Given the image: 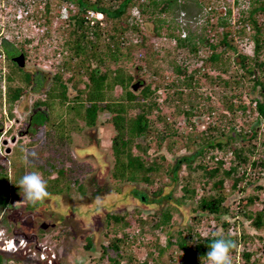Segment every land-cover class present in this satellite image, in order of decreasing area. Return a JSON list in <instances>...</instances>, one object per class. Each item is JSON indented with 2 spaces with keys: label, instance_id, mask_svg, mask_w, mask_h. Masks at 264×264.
<instances>
[{
  "label": "trees",
  "instance_id": "16d2710c",
  "mask_svg": "<svg viewBox=\"0 0 264 264\" xmlns=\"http://www.w3.org/2000/svg\"><path fill=\"white\" fill-rule=\"evenodd\" d=\"M193 1L198 9L204 4L209 6V13L216 19L212 24L216 38L196 34L188 27L181 35L182 27L175 21L174 13L184 6L182 0H46L44 25L51 22L52 2L57 6L74 5L76 11L57 29L66 31L62 45L69 51V58L77 62L73 66L70 61H63L62 68L51 75L19 66L15 68L16 63L10 60L15 67L5 75L0 74V121L2 111L7 118L14 117L15 103L27 89L44 93L43 98L34 102V110L29 116L28 134L31 139L28 145L33 147L24 151L25 146L17 145L8 155L3 154L0 148V210L15 202L26 209L36 207L38 201L33 203L23 199L22 190L18 187L19 179L28 172H36L46 181L48 193L60 194L75 184L83 194L81 177L88 172L90 165L72 154V132L80 133L83 126L93 128L100 121L101 125L111 128L110 155L113 163L108 178L114 183L117 196H122L119 200L130 198V202L153 206L156 210L154 214L136 219L140 235L159 230L165 233L166 244L155 245L158 254L174 246L175 250L182 252L181 264H204L212 233H217L236 242L231 252L233 264H239L240 260L241 264H264V206L254 212L249 208L259 199L258 195L247 196L240 210L225 204L227 180L230 191L242 190L238 184L242 179L247 178L248 183L258 179L249 172H254L257 165L264 169V161L250 160L249 153L242 151L245 142L240 143L256 138L257 129L244 130L242 127L237 130L235 124L236 115L264 121V26L258 20L260 15H264V0H249L250 8L241 10L243 17L239 20L242 23L239 35L244 34L246 26L254 30L251 56L237 52L231 36L230 8L218 12L213 10L212 2ZM237 1L233 0V3ZM88 10L101 13L102 19L90 22L86 17ZM146 16L154 19L156 36L164 33L166 39L175 42V49L190 54V59L199 66L187 70V66L169 60L168 63L173 65L171 81L167 80L168 75L164 71L153 68V60L149 59L156 58L158 52L150 50L147 38L141 33V19ZM1 29L3 36L14 34L9 21ZM205 29L201 26V30ZM130 33L135 35L130 36ZM43 35H48V31ZM3 36L0 46L5 58L10 59L14 55L11 49L15 48L16 38L5 40ZM202 45L209 47L205 56L200 49ZM135 49L141 51V57L134 58ZM228 51L238 57L231 60L235 68L230 67L229 57L223 59V54ZM164 53L169 55L168 50ZM133 59L140 65L144 63L146 71L156 75L153 86V81L142 84L144 80L138 77V71L132 73L128 70L127 63ZM210 68L219 71L218 74L210 75ZM63 70L73 72L64 76ZM69 82L76 89L73 96H70ZM135 82L141 85L139 91L131 89ZM243 82L247 83L248 93L239 90ZM205 83L210 84L211 89L221 85L230 90L229 93H218L217 98L231 117L223 120L225 116L222 115L219 124H209L204 131L192 134L196 124L192 117L201 111L210 115L217 111L209 103L208 93L199 92ZM116 87L121 92L115 96ZM160 89L166 93L162 102L158 101L156 94ZM246 97L251 104L244 103ZM180 117H184V125L189 126L187 133L179 131ZM237 143L240 145H233ZM213 150L232 154L228 168L223 167L224 157L217 158ZM30 152H35L36 156L26 160L25 155ZM241 167L242 171L236 175ZM182 169L184 174L179 173ZM178 183L180 195L175 196ZM166 187L167 192H164ZM255 188L258 190L262 186L256 185ZM181 211L185 215L192 214L185 227L173 223L174 214ZM133 213L139 215L140 211ZM107 215L114 223V235L130 225L131 220L125 213ZM238 215L249 220L252 233L244 223L235 219ZM207 218L212 219V225ZM227 218H234L233 222ZM202 221L208 226L203 235L199 230ZM230 230L234 233L230 234ZM121 235L111 244L102 245L99 263L104 260L106 264L120 263L119 258L123 256L119 253V244L128 237L123 232ZM130 242H138V235H134ZM91 244L87 238L86 247ZM110 248L115 251V256L110 255ZM147 255L143 264L149 258L154 260L153 264H159L151 252L148 251Z\"/></svg>",
  "mask_w": 264,
  "mask_h": 264
},
{
  "label": "rangeland",
  "instance_id": "374dc122",
  "mask_svg": "<svg viewBox=\"0 0 264 264\" xmlns=\"http://www.w3.org/2000/svg\"><path fill=\"white\" fill-rule=\"evenodd\" d=\"M182 2L185 3L184 6L174 13L175 21L182 27L181 35L186 33L184 28L188 27L190 30L195 31L196 34H204L210 39L216 38V33L214 29H212V24L215 23L216 19L209 13V6L204 4L198 9L193 0H182ZM205 2H212L213 10L218 12L219 10L224 11L226 8H230V25L233 30L231 36L234 38L237 52L251 56L250 41L254 30L246 26L243 35L240 36L238 33V30L242 26L241 21H239L241 17H243L241 10L250 8L249 0H238L237 3H233V0H205ZM54 3L55 2L51 3V22L47 23L45 26L42 25L43 31H40L41 28H39L38 31L30 26L29 29L27 28L28 30L26 32H23V34L16 39L13 45L15 48L12 47L11 49L12 54H16L19 51L24 54V68L26 70H31L33 72L44 71L52 75L55 71L62 68L61 64L63 61L68 60L73 66L77 62L76 59L69 58V55H67L69 51L62 45L66 37V31L57 29L67 21L63 17H56L59 8L63 6V4L57 6V4ZM73 11H76L75 7H73L71 12ZM133 14H135V12H132V15ZM164 16L165 15L162 14V17ZM258 20L264 26V15H260ZM154 25L155 21L151 17L146 16L141 19V33L147 38V44L151 46L150 50L158 52L156 58L149 59V61L153 60V68H159L161 71H164V73L169 76H167V80L171 81L173 74L170 75V72L173 65L168 63L169 60L176 61L182 66H187V70H192L199 66L193 59H190L192 57L190 54H186L180 49H175V42L166 39L164 33L160 36H156L153 31ZM201 26H205L206 29L204 31L201 30ZM46 31H48V35H43ZM2 33L3 29L0 28V43L2 41ZM6 35L8 40L14 37V34ZM134 35L135 33H130V36ZM25 39H29V41H25ZM200 49L203 56H205V54L208 53L209 47L202 45ZM165 50L169 51V55L164 53ZM133 54L134 58L142 56L141 51L137 49L133 50ZM225 57H229V61L233 58H236V60L238 59V57H235L234 53L229 51L223 54V59ZM143 64L140 65V62L133 59L127 63V68L132 73L138 71V77L144 80L142 84L153 81V86L156 75L152 74L150 71H146ZM234 64L235 63L231 61L230 67L235 68ZM13 66L10 59L5 58L0 46V74L5 75ZM15 68H18V66ZM137 68L139 69L136 70ZM208 71L212 76L217 75L219 72L212 68L208 69ZM71 72H73V70H63L64 76H68ZM84 77L86 78V76ZM202 81L204 82V79H202ZM68 86L71 92L70 96H73V94L76 93V89L70 82ZM209 87H211L210 84L205 83L199 88V92L208 93L211 99L209 103H211V106L216 107L217 111H214L213 115L201 111V114L192 117L191 120H195L196 122L193 131H191L192 134H198L200 131H204L209 124H219L222 115L225 116L223 120L231 117V115L223 109L222 103L217 98L218 93H229L230 90L221 87V85H216L212 89ZM140 88L141 85H138L136 91H139ZM247 88V83L243 82L239 90L248 93L250 90ZM29 90L30 89H27L23 96L15 103L13 110L14 117L12 119L7 118L5 111H2L3 116L0 121V131L2 133L0 136V148L5 155L10 154L12 149L17 145L25 146L24 151L33 147H29L28 145L31 139L30 134H28L29 116L34 110V102L43 98L44 93L31 92ZM120 92V88L116 87L114 92L115 96L119 95ZM156 94L158 95L159 102H162L166 95L165 91L162 89L156 91ZM200 101L199 103H201ZM202 103L207 106L206 101ZM244 103L248 105L251 104L248 97L245 98ZM251 118L252 117H239L236 115V129L240 130L242 127L244 130L253 127L257 129L258 133L256 138L241 141L240 143L243 144L245 142L242 151L244 153H249L250 160L261 162L264 161V146L262 145L264 142V121L257 122L255 119L251 120ZM100 119L102 120V117H100ZM178 121L180 122L179 131L187 133L189 126L184 125V117H180ZM157 126L160 127L161 125L157 124ZM111 134L110 126L101 125L100 121H98V124L93 128L83 126L80 133L72 132L74 140L71 146L72 154L79 161H83L90 165V167L88 166V172L86 171L81 177V182L84 187L83 194L78 190L77 185L73 184L70 185L68 190L60 194H56L54 191L49 192V196L43 201H38L34 209H26L18 202H15L9 204L4 210H0V264H106V260L101 263L98 262V258L102 252V245L107 246L111 244L114 238L122 236L121 232L126 233L128 237H125L119 244V253L123 256L119 258V264H143V260L148 256V251L153 254L159 264H181L183 262L182 252L175 250L174 246L158 254L155 245L159 244L160 246H164L166 244L165 233L159 230L155 233L147 232L141 235L138 234L140 228L137 225L136 218L138 216L147 217L150 214H154L156 212L155 208H153V206L137 205L130 202V198L119 200L122 196H117L118 193L114 192V183L108 178L109 168L113 163L110 155ZM240 143L233 145L239 146ZM7 149L9 152H6ZM213 152L217 154V158L224 157L226 160L223 165L224 168L230 166V158L232 157L230 152L225 153L220 150H213ZM258 167L259 165H257L254 172H249V175L251 173L252 176H258V179H255L256 181L248 183L247 178H244L238 183L240 188L243 187L242 190L237 188L230 191L228 185L229 180L225 182V192L227 194L225 204H228L234 210H240L241 204L245 203L244 199L250 194H256L259 199L254 205L249 206V208L253 212L263 208L264 169ZM257 168L259 171H257ZM242 169V167L239 168V172H236V175H239ZM184 172V169H182L179 173L184 174ZM168 182L169 180L167 179V183ZM256 185H260L262 188L257 190L255 188ZM179 186L180 184L178 183L174 193L175 196L180 195ZM167 189L166 187L164 192H167ZM135 210L140 211L139 215L133 213ZM112 212L125 213L131 220L130 225L116 235H114L113 232L114 223L107 217V214ZM191 215L192 214L185 215L182 211L177 212L173 216V223L182 224L185 227L190 223L191 218L189 216ZM227 219L232 221L234 218ZM235 219L244 223L249 233L253 232V229L249 226V220L241 215H238ZM41 222L54 223V226H50L47 229L39 228ZM208 222H210L211 225L213 224L211 218L208 219ZM201 224L199 230L203 235L205 234L203 231H207L208 226L204 224L203 221ZM233 233L234 232L230 230V234ZM134 235H138V242H130ZM11 238L14 239L15 247L18 246L21 239L25 241L17 250L11 246L12 244H10L8 248L4 247L8 239ZM87 238L92 242L89 247H86ZM109 253L111 256H115L116 254L111 248ZM42 254L45 256V259L42 258ZM153 263L154 260L149 258L146 264ZM241 263L240 260L239 264ZM204 264H208V262Z\"/></svg>",
  "mask_w": 264,
  "mask_h": 264
},
{
  "label": "built area",
  "instance_id": "2783aa9c",
  "mask_svg": "<svg viewBox=\"0 0 264 264\" xmlns=\"http://www.w3.org/2000/svg\"><path fill=\"white\" fill-rule=\"evenodd\" d=\"M46 0H0V27L4 28L9 21L14 28L15 38H19L29 27L43 31L45 19ZM69 9H73L72 4H63L59 8L60 17L68 18ZM87 19L93 22L94 19L101 20L102 14L91 10L87 11ZM45 26V25H44ZM28 28V29H27ZM39 31V30H38ZM8 40L7 35L3 36ZM21 243V241L19 242ZM42 258L45 256L42 254Z\"/></svg>",
  "mask_w": 264,
  "mask_h": 264
},
{
  "label": "clouds",
  "instance_id": "9594fccd",
  "mask_svg": "<svg viewBox=\"0 0 264 264\" xmlns=\"http://www.w3.org/2000/svg\"><path fill=\"white\" fill-rule=\"evenodd\" d=\"M71 14L72 12L69 11V15ZM57 17H60V13ZM68 18H65V20H68ZM250 42L252 46L253 40L251 39ZM35 156V152H30L25 155V159L27 160L29 157L34 158ZM18 187L22 190L23 199L29 202L34 203L37 201H43L46 197L49 196L46 181L43 180L42 177L36 172H28L24 174L18 181ZM212 237L213 239L208 245L209 250L205 254L208 264H233L231 252L236 247V242L217 233H212ZM24 241L25 240L21 239V243H19L18 246L15 247L14 239L11 238L8 239L6 244L4 243V247L8 248L10 244H12L13 248L17 250L24 244Z\"/></svg>",
  "mask_w": 264,
  "mask_h": 264
},
{
  "label": "water",
  "instance_id": "95a60500",
  "mask_svg": "<svg viewBox=\"0 0 264 264\" xmlns=\"http://www.w3.org/2000/svg\"><path fill=\"white\" fill-rule=\"evenodd\" d=\"M12 60L17 64V66L19 67H24L25 64V57L23 53H20L16 56H13ZM139 82H135L134 84L131 85V89L132 90H136L137 86H138ZM14 141V139H13ZM6 143V142H4ZM6 152H9V150L7 149Z\"/></svg>",
  "mask_w": 264,
  "mask_h": 264
},
{
  "label": "flooded vegetation",
  "instance_id": "af4514ba",
  "mask_svg": "<svg viewBox=\"0 0 264 264\" xmlns=\"http://www.w3.org/2000/svg\"><path fill=\"white\" fill-rule=\"evenodd\" d=\"M21 52L19 51V52H17L16 54H14L13 56H16V55H18V54H20ZM13 56H11L10 57V60L12 61V62H14L13 60H12V58H13ZM15 63V62H14ZM17 65V64H16ZM50 226H54V223H46V222H41V224H39V228H43V229H47V228H49Z\"/></svg>",
  "mask_w": 264,
  "mask_h": 264
},
{
  "label": "bare ground",
  "instance_id": "6f19581e",
  "mask_svg": "<svg viewBox=\"0 0 264 264\" xmlns=\"http://www.w3.org/2000/svg\"><path fill=\"white\" fill-rule=\"evenodd\" d=\"M12 246V245H11Z\"/></svg>",
  "mask_w": 264,
  "mask_h": 264
}]
</instances>
